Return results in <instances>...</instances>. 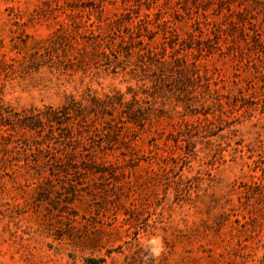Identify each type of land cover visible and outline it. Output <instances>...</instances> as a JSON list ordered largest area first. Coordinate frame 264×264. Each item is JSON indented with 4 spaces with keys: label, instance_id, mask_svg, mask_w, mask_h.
Segmentation results:
<instances>
[{
    "label": "rangeland",
    "instance_id": "374dc122",
    "mask_svg": "<svg viewBox=\"0 0 264 264\" xmlns=\"http://www.w3.org/2000/svg\"><path fill=\"white\" fill-rule=\"evenodd\" d=\"M0 264H264V0H0Z\"/></svg>",
    "mask_w": 264,
    "mask_h": 264
}]
</instances>
